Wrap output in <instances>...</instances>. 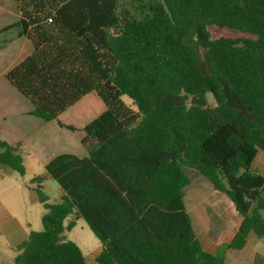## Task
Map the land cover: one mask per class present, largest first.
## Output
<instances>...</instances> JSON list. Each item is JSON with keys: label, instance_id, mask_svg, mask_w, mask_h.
<instances>
[{"label": "trees", "instance_id": "trees-1", "mask_svg": "<svg viewBox=\"0 0 264 264\" xmlns=\"http://www.w3.org/2000/svg\"><path fill=\"white\" fill-rule=\"evenodd\" d=\"M33 51L5 77L57 120L91 93L102 110L83 127L87 155L61 154L32 179L43 228L15 264H89L65 232L83 218L101 242L97 264H228L204 248L184 201L187 168L241 216L226 249L264 239V0H11ZM237 38L211 39L209 27ZM131 99L133 109L122 99ZM22 142L0 139V170L24 175ZM58 182L62 200L42 191ZM70 220V218H72Z\"/></svg>", "mask_w": 264, "mask_h": 264}, {"label": "rangeland", "instance_id": "rangeland-1", "mask_svg": "<svg viewBox=\"0 0 264 264\" xmlns=\"http://www.w3.org/2000/svg\"><path fill=\"white\" fill-rule=\"evenodd\" d=\"M17 20L11 0H0V30ZM209 32L211 39L242 35L239 31L217 26H210ZM4 47L9 49L3 52L1 49ZM28 47L29 42H20L16 29L0 34V139L11 144L21 139L18 142L23 143L25 165L24 175L9 168L0 170V264H15L17 246L30 232L43 228L42 218L46 210L40 201L38 185L32 179L44 175L46 165L61 154L86 156L87 149L81 143L85 136L82 129L105 109L102 102L103 109H100L96 93L86 96L59 118L65 125L74 126L77 129L74 131L60 127L57 120L45 121L36 116L28 118L32 105L4 75L12 66V58L18 55L19 48L25 52L17 57L15 63L25 56ZM122 99L135 109L130 98L123 96ZM253 169L264 176L262 150L257 154ZM187 171L190 182L184 189V201L204 248L225 255L228 264H264V239L253 234L244 249H226L237 219H242V216L236 212L229 197L217 191L209 179L192 168H187ZM42 191L50 204L62 200L63 190L52 178L44 181ZM262 214L264 216V211ZM64 235L82 249L89 264H97L95 259L101 250V242L83 218L76 220L74 228Z\"/></svg>", "mask_w": 264, "mask_h": 264}, {"label": "crops", "instance_id": "crops-1", "mask_svg": "<svg viewBox=\"0 0 264 264\" xmlns=\"http://www.w3.org/2000/svg\"><path fill=\"white\" fill-rule=\"evenodd\" d=\"M19 40H20V42L21 41H23V43L24 42H29V47H28V49H26L28 52H26L25 53V56L20 60V61H22L25 57H27L29 54H31L32 53V51H33V46H32V44L30 43V41L27 39V38H19ZM7 43V42H6ZM10 44V43H9ZM9 48H6V47H4L3 49H1V50H3V52H6V50H8ZM20 50L18 51V55L17 56H15V57H13L12 59H13V62L17 59V57L20 55V54H24V49H22V48H19ZM0 50V51H1ZM19 61V62H20ZM11 63L10 65H12V66H9V68H8V70H6L5 72H4V75L13 67V66H15L17 63H19V62H17V63ZM31 110H32V108L31 109H29V113H27V116H28V118H30V116H34V115H31L30 114V112H31ZM23 114V113H22ZM26 116V115H25ZM18 141H21V139L20 140H18ZM18 141H16V142H14L13 144H15V143H17ZM11 144V143H10ZM238 220V223H237V226H236V228H234V230H233V232L231 233V237H230V240L228 241V243L232 240V238L234 237V235H235V233L237 232V230H238V228H239V226H240V224H241V221H242V219H237ZM195 226V225H194ZM196 228V227H195ZM251 237V235L249 236V238ZM248 238V239H249ZM209 251V250H208Z\"/></svg>", "mask_w": 264, "mask_h": 264}]
</instances>
